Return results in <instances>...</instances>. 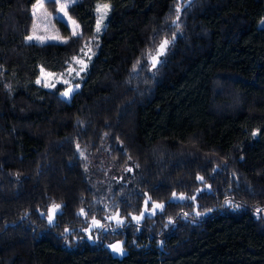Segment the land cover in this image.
I'll return each mask as SVG.
<instances>
[{
    "label": "trees",
    "instance_id": "obj_1",
    "mask_svg": "<svg viewBox=\"0 0 264 264\" xmlns=\"http://www.w3.org/2000/svg\"><path fill=\"white\" fill-rule=\"evenodd\" d=\"M37 1L0 0V264H264V0H80L82 36L56 18L70 39L46 44ZM92 38L70 100L38 85ZM147 198L164 208L86 238Z\"/></svg>",
    "mask_w": 264,
    "mask_h": 264
},
{
    "label": "rangeland",
    "instance_id": "obj_2",
    "mask_svg": "<svg viewBox=\"0 0 264 264\" xmlns=\"http://www.w3.org/2000/svg\"><path fill=\"white\" fill-rule=\"evenodd\" d=\"M80 0H38L32 9V14L34 16V31L29 36L32 39L27 38L29 43L46 44L49 42L55 43H65L69 41L70 38H64L54 30L53 20L59 19L64 21L71 29V37L78 38L82 36V29L79 23L73 19L69 13L68 9L70 6L78 3ZM100 4L98 7L99 13V23L100 30L97 31V36L99 38L100 33L105 29L106 23L108 21L110 6ZM103 17V19H101ZM98 38L86 39L78 54L71 58L67 67L62 72H51L45 69H41L40 76L37 81L38 85L48 89L53 90L56 88H62V97L64 99L70 100L73 94L80 89L81 81L84 74L88 71L89 65L93 57L97 52V45L99 43ZM160 57L155 58L154 67L158 65ZM67 93V95H65ZM115 184L120 185L124 183L125 178L123 172H117L112 176ZM183 199L181 195H173L172 201H180ZM159 205V207H158ZM112 205H110L111 207ZM164 203H152L148 198L144 201V207L139 214H131L129 217H124L120 213L119 207L117 208H106V212L103 214L102 218L94 217L90 221L89 227L85 230V236L90 242H95L98 240V236L101 230H106L104 227V222H108L113 226L125 225L127 223H140L146 216L155 215L157 212L164 208ZM61 212V206L58 208L52 206L47 214V218L50 222H53L58 213ZM51 217V220L49 219ZM111 245L119 246L122 251H114ZM108 248L115 257L122 258L126 255L127 251L124 249L121 242H116L108 245Z\"/></svg>",
    "mask_w": 264,
    "mask_h": 264
},
{
    "label": "snow or ice",
    "instance_id": "obj_3",
    "mask_svg": "<svg viewBox=\"0 0 264 264\" xmlns=\"http://www.w3.org/2000/svg\"><path fill=\"white\" fill-rule=\"evenodd\" d=\"M105 7V9H107V5H105L104 6ZM99 10V9H98ZM177 11L179 12V9H177ZM179 17H177V19H178ZM101 19H103V17H101ZM100 30V23H99V21L97 22V31H99ZM28 39L30 40V39H32V37H28ZM169 43V41L168 40H164L162 43H161V45H160V49L158 50L160 53H162L163 52V50H164V48L166 47V45ZM153 61H154V63H155V57H153ZM37 83H39V81H37ZM65 95H67V93H65ZM202 179V178H201ZM54 207V209L55 208H58L59 207V205H54L53 206ZM158 207H159V205H158ZM49 219L51 220V217H49ZM110 247H112L113 248V250L114 251H117V252H121L122 251V249L119 247V246H117V245H111Z\"/></svg>",
    "mask_w": 264,
    "mask_h": 264
}]
</instances>
